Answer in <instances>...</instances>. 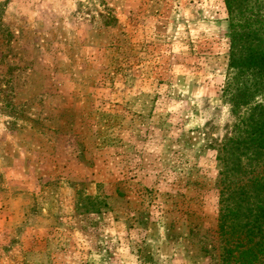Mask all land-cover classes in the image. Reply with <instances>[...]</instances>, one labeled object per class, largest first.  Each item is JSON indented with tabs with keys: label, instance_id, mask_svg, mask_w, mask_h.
Segmentation results:
<instances>
[{
	"label": "rangeland",
	"instance_id": "1",
	"mask_svg": "<svg viewBox=\"0 0 264 264\" xmlns=\"http://www.w3.org/2000/svg\"><path fill=\"white\" fill-rule=\"evenodd\" d=\"M231 35L224 0H0V264H221L264 181Z\"/></svg>",
	"mask_w": 264,
	"mask_h": 264
},
{
	"label": "trees",
	"instance_id": "2",
	"mask_svg": "<svg viewBox=\"0 0 264 264\" xmlns=\"http://www.w3.org/2000/svg\"><path fill=\"white\" fill-rule=\"evenodd\" d=\"M261 1L224 0L232 20L231 78L226 94L252 95L264 86V19L254 15L251 5ZM241 20L246 21L244 34L239 30ZM236 165L241 166L240 162ZM235 187L223 193L226 205L220 210L219 231L226 236V245L221 264H264V181L252 177Z\"/></svg>",
	"mask_w": 264,
	"mask_h": 264
}]
</instances>
